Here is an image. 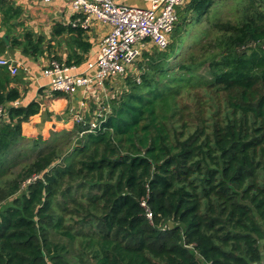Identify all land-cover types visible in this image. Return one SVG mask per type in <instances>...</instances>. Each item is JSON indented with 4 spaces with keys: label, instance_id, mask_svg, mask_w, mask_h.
Wrapping results in <instances>:
<instances>
[{
    "label": "trees",
    "instance_id": "1",
    "mask_svg": "<svg viewBox=\"0 0 264 264\" xmlns=\"http://www.w3.org/2000/svg\"><path fill=\"white\" fill-rule=\"evenodd\" d=\"M227 1L221 16V0L177 9L166 47L113 79L96 128L28 135L40 103L13 106L0 67V264H264V0ZM7 32L0 55L42 53ZM69 101L45 105L64 118Z\"/></svg>",
    "mask_w": 264,
    "mask_h": 264
},
{
    "label": "built area",
    "instance_id": "2",
    "mask_svg": "<svg viewBox=\"0 0 264 264\" xmlns=\"http://www.w3.org/2000/svg\"><path fill=\"white\" fill-rule=\"evenodd\" d=\"M18 0H0L14 2ZM50 2L51 0H42ZM76 14L81 16L73 27L86 28L93 19L109 30L102 39L94 60L89 61L84 71L78 72L77 66L63 61L50 59L43 67L41 75L48 79L49 93L60 92L69 98L81 91L88 98L94 90H103L105 83L123 76L139 59L142 51L150 47L163 49L177 19V9L187 0H143L146 7L118 4L113 0H67ZM10 75L17 74L19 64L12 60L0 58ZM15 106V105H13ZM95 112L89 120V128L98 126L97 117L104 110ZM7 106L0 104V120L6 116ZM107 110V108H106ZM108 111V110H107ZM79 118L80 112L71 116ZM80 120L78 123H81ZM35 177L27 180H34ZM145 206L144 201L141 203ZM146 216L151 213L146 208Z\"/></svg>",
    "mask_w": 264,
    "mask_h": 264
},
{
    "label": "crops",
    "instance_id": "3",
    "mask_svg": "<svg viewBox=\"0 0 264 264\" xmlns=\"http://www.w3.org/2000/svg\"><path fill=\"white\" fill-rule=\"evenodd\" d=\"M113 1L129 6H147L143 0ZM6 7H9L6 10L7 13L3 14ZM80 16L74 12L67 0H51L47 3L42 0H18L0 3V24L2 25L0 34L4 35L8 29L5 37L9 40V37H20L29 31L32 39L40 42L39 47L42 50V53L35 57L22 56L17 49H8L5 54L0 55V58L19 64L17 74L10 75L14 79L8 86L19 92V99L12 102V105L26 106L34 101L40 103L42 115L34 116L26 125L27 130H39L45 122H50L47 119L57 120L60 122L58 127L62 129L65 128L63 125L70 122L68 117L71 114L90 110L85 103L89 97H83L82 92L79 91L69 98V107L64 118L58 119L59 112L62 110L52 105H45V100L50 98L51 94L47 85L48 79L41 75L43 67L50 59L67 62V57L76 53L82 57L79 64H74L78 72L84 71L87 63L95 59L100 43L109 28L93 19L86 28L79 26L83 30H75L72 24L77 23ZM75 40L78 41V47ZM0 67L4 66L0 65ZM54 126L51 123V127L54 128Z\"/></svg>",
    "mask_w": 264,
    "mask_h": 264
},
{
    "label": "rangeland",
    "instance_id": "4",
    "mask_svg": "<svg viewBox=\"0 0 264 264\" xmlns=\"http://www.w3.org/2000/svg\"><path fill=\"white\" fill-rule=\"evenodd\" d=\"M222 3L218 4V6L216 7L217 8V13H219V16H221L222 14L226 13V9H227V6H225L226 4H229L227 0H221ZM203 25V24H202ZM202 25L200 26V28L202 27ZM199 27V26H198ZM193 31H196V27H193L191 29V32ZM199 33V32H198ZM149 49V48H148ZM185 50V48L182 50V53L183 51ZM142 57V56H141ZM141 57H139V59L137 61H135L132 65V67L130 68H134L136 69V63L141 61ZM130 68L128 69V71L130 70ZM112 87H115L116 88V84H114V81L113 79L111 81H107L105 83V86H104V89L101 91V90H94L92 91V94L89 95V98L86 99L85 103L87 105V108L90 109V110H86L84 112H80V115H79V118H75L72 116H69V123L67 122L66 125H63V127H65V130L69 131L70 129L73 130V127L76 129V124L80 121V120H83L86 116H88L90 119H92L93 117H95V115L93 114V111H95L97 113L98 110H101V108L105 106V102L109 99V94L107 93V90L108 88H112ZM121 88L118 87L115 92L118 94V92H120ZM89 119V120H90ZM49 120L50 122H43L44 125L42 128L39 129L40 133L43 135V137L47 138L51 135H54V134H58L59 136H63L64 133L61 132V131H65L64 129H60L58 126L60 122H58L57 120L55 121V119H47ZM51 123L54 126L51 127ZM33 126V125H31ZM25 131H29L30 134L28 135H34L37 133V131H31V130H27L25 129ZM36 132V133H35ZM19 151V148L16 149L13 153V155L11 157H14ZM21 162L24 161L23 159L20 160ZM24 164V162L22 163Z\"/></svg>",
    "mask_w": 264,
    "mask_h": 264
},
{
    "label": "water",
    "instance_id": "5",
    "mask_svg": "<svg viewBox=\"0 0 264 264\" xmlns=\"http://www.w3.org/2000/svg\"><path fill=\"white\" fill-rule=\"evenodd\" d=\"M61 117L60 116H58V119H60ZM263 242V241H262Z\"/></svg>",
    "mask_w": 264,
    "mask_h": 264
}]
</instances>
